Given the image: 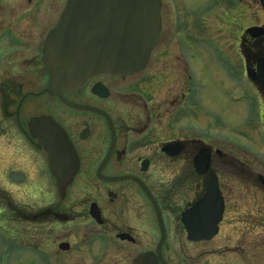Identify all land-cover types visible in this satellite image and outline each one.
Segmentation results:
<instances>
[{"label": "flooded vegetation", "instance_id": "flooded-vegetation-1", "mask_svg": "<svg viewBox=\"0 0 264 264\" xmlns=\"http://www.w3.org/2000/svg\"><path fill=\"white\" fill-rule=\"evenodd\" d=\"M67 1L0 0V182L20 186L17 191L38 201L27 205L8 201L7 221H13L17 229H25L27 223L37 230L42 221H49L53 231L64 228L73 233L75 229L72 236L66 232L63 240L56 241L58 249L50 253L67 256L70 264H88L83 259L87 255H93L89 264H105L106 260L109 264H205V258L215 253L214 260L220 262L264 264V186L260 183L264 173L253 175L255 167L264 169V161L257 160L253 152L250 159L254 162L226 156L214 141L206 142L199 108L194 111L197 103L200 107L201 42L196 35L202 15L169 0L165 3L169 5L166 29L164 3L159 0L160 29L143 68L120 76L98 75L74 91L60 89V93L50 94L49 77L43 72L44 45ZM211 5L215 7V3ZM251 26L264 28L260 23ZM9 35L18 43L5 41ZM246 35L240 44L244 66L240 75L254 92L247 115L253 125H263L256 132V142L261 144L264 94L248 78L247 68L255 72L257 60L264 59V34ZM219 51L222 57L217 64L232 76L229 59ZM225 94L229 97V86ZM40 118L45 120L36 123ZM51 123L65 133L78 157V170L62 197L38 138ZM229 142L226 139L220 146L229 150ZM202 148L209 153V169L197 173L194 159ZM216 159L223 161L226 177L229 167L247 171L254 188L261 192L256 199L249 194L233 198L240 203L232 208L234 219L227 223L233 228L241 225L235 228L241 234L235 246L240 252L230 251L229 239L219 242L220 246L215 241L228 213L227 186ZM182 173L184 177H180ZM211 174L217 178L223 201L218 232L209 240L189 241L181 217L204 197ZM43 179L54 191L39 206L46 197ZM33 184L38 193L31 197L23 186ZM30 205L35 207L30 210ZM81 225L84 231L76 232ZM1 227L5 231L3 224ZM6 243L7 248L14 245ZM221 247L228 252L218 254L216 249ZM44 248L41 243L33 245L43 258L48 256Z\"/></svg>", "mask_w": 264, "mask_h": 264}, {"label": "rangeland", "instance_id": "rangeland-1", "mask_svg": "<svg viewBox=\"0 0 264 264\" xmlns=\"http://www.w3.org/2000/svg\"><path fill=\"white\" fill-rule=\"evenodd\" d=\"M167 1L169 0H162L164 3V28L166 29L169 26V19L166 17V11L169 6L165 4ZM172 1L183 3L193 14L196 13L203 17V23H200V32L196 35L198 36L199 43L201 42V54H198V69L200 72L199 82L201 84V89L198 94L200 107L198 103L197 106L195 105L194 107V111L196 112L199 108L198 114L200 116L202 136L206 137L204 139L208 143L214 141V145H217L226 156H236L246 162L247 160L252 162L253 160L250 159V157L254 158V156H256L257 160L263 163L264 145H260L256 142L257 129L261 130L263 125L261 123L253 125V123L250 122L251 118L250 115H247V111L249 110V103L251 102L254 92L244 91L245 88L248 87L245 85L246 81L240 75L244 67L240 44L242 36H247L245 29L254 23L264 25V12L261 10L258 0H232L231 2L229 0ZM212 2L215 3V7H217L218 10L211 5ZM206 18L209 20L205 21L204 19ZM3 21L7 23L8 19L5 18ZM187 23L190 22L188 21ZM187 29L189 30V28ZM5 41H10L12 44L17 42L16 37L13 35L6 37ZM219 50L224 52V55L229 59V71L232 72V76L229 75L228 77L221 66L217 64L218 57H222ZM235 73L238 74V76ZM169 74L173 73L170 72ZM226 86H229V97L225 94ZM230 137H233V139L231 140ZM226 139L231 141L229 142V150L220 146L221 142H226ZM215 140H218L220 143H216ZM233 140L240 143V145L238 143H233ZM248 147H253L250 149L256 151L254 156L249 152L250 149ZM2 162L6 163L4 160H2ZM7 167L8 166H6V168ZM216 167L219 172L224 173L222 176L224 178L223 183L227 186L224 193L228 204V213L225 215L220 234L215 241H217L220 246L219 242H225L229 239L230 251L240 252V250L236 251L235 246L239 243L238 238L241 234L236 232L235 228L238 226L241 227V225L234 224L235 228H233L231 223H229V225L227 223L234 217L233 212H231V210H234L232 208L236 209L235 206L240 203L239 200L235 201L233 198H243L244 195L249 194L256 199L261 192L254 188L251 181L252 176L248 174L247 171L237 172L234 166V171L229 167V177H226V167L223 161L216 159ZM255 170L256 175L253 173L255 178L257 172H261L262 175L264 173V169L260 166H258V168L255 167ZM154 176H157L155 172ZM180 177H184L183 173ZM240 179H242V181H240ZM44 180L45 179H43L41 187L45 185L42 187V190L46 194V197H43L45 202L40 203L39 206H44V204L50 200V196L54 191L53 186H47V182H44ZM240 182L246 187L240 185ZM19 187L20 186L0 182V264H70L71 261L68 260L67 256L54 257L52 254L54 250L58 249L56 241L63 240L67 233L70 237V235L75 232V229L73 233L71 230L64 228L53 231L50 229L49 221H42L40 225L41 229L37 227V230H33L34 227L29 226L27 223L24 224L25 229H17L14 227L13 221H7L5 205L9 204L8 201L14 203L15 200L16 205L21 203L27 205L38 202L37 199H30V197L24 196L26 194L17 191ZM26 187L27 188L23 186L25 190L27 189L31 193V197L35 195V193H38V190L36 191L37 186L34 184ZM30 207L31 208L28 209L32 210L35 205H30ZM1 223L5 227V231L2 230ZM83 231L84 227L81 225L76 232L81 233ZM257 231L258 230H256L255 233L258 235ZM58 237H60V239H58ZM18 238L25 243V250H28V246L32 248L35 243H41L42 246L45 247L44 249L48 253V256L43 258L35 253V250L22 251V255H18V252L11 251V248H7L4 244L6 242H11L14 244L11 247H15V242L16 239L17 241L19 240ZM262 250H264V248ZM216 252L218 254H225L228 250L221 247L219 249L217 248ZM50 253L52 254L50 255ZM92 256L93 255H87L84 256L83 259L89 264L93 262L90 260ZM108 256H110V254ZM215 257L216 253L207 256L205 258L207 263L205 264H230L232 262L229 261V259L220 262L219 260H214ZM109 263L110 262H107V260L105 261V264ZM250 264L260 263L251 261Z\"/></svg>", "mask_w": 264, "mask_h": 264}, {"label": "water", "instance_id": "water-1", "mask_svg": "<svg viewBox=\"0 0 264 264\" xmlns=\"http://www.w3.org/2000/svg\"><path fill=\"white\" fill-rule=\"evenodd\" d=\"M159 2L68 0L44 45L43 72L49 77L48 92L74 91L98 75H121L141 69L160 29ZM260 2L264 8V0ZM254 31L264 33L256 27L246 30L249 34ZM257 71L258 75L250 71L248 75L264 92L262 58L258 60ZM43 120L45 118L37 119L36 123ZM38 138L43 142L50 173L62 197L78 170V157L65 133L55 124L43 128ZM208 167V152L202 150L195 158V169L200 173ZM206 202L212 206L198 213L199 204ZM200 203H195L181 217L191 241L209 240L217 231L223 205L215 175L210 176ZM158 219L160 221L159 214Z\"/></svg>", "mask_w": 264, "mask_h": 264}]
</instances>
